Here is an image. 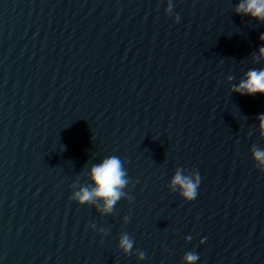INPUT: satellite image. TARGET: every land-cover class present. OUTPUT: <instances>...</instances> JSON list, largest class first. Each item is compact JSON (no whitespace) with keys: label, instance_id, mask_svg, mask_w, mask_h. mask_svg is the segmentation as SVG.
Masks as SVG:
<instances>
[{"label":"water","instance_id":"1","mask_svg":"<svg viewBox=\"0 0 264 264\" xmlns=\"http://www.w3.org/2000/svg\"><path fill=\"white\" fill-rule=\"evenodd\" d=\"M240 3L0 0V264H264V94L233 90L264 21ZM111 156L129 183L105 214L73 196Z\"/></svg>","mask_w":264,"mask_h":264},{"label":"clouds","instance_id":"2","mask_svg":"<svg viewBox=\"0 0 264 264\" xmlns=\"http://www.w3.org/2000/svg\"><path fill=\"white\" fill-rule=\"evenodd\" d=\"M171 11V6H169ZM237 13L251 15L254 18L264 21V0H242L237 7ZM180 17H176L179 23ZM264 39V36L261 37ZM264 53V49H261ZM234 91L241 95L264 94V70H252L247 73V78L234 87ZM264 119V117H261ZM254 159L257 163V169L264 171V150L253 149ZM91 179L94 187L83 188L76 192L73 199L84 204L103 200L104 204L99 210L105 214L111 213L117 202L124 196V189L128 185L127 172L123 167V162L118 156H111L102 163L93 166L91 169ZM201 186V176L199 172L194 175H185L183 170H178L171 182L173 191H178L179 195L187 202H193L197 199L199 188ZM191 241V236L187 237ZM204 241L201 240V244ZM134 242L124 236L120 246L125 252H129ZM141 259H144L141 255ZM184 264H198L200 257L194 252L184 255Z\"/></svg>","mask_w":264,"mask_h":264}]
</instances>
